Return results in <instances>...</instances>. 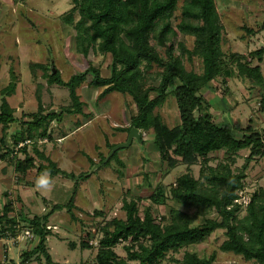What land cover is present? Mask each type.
Segmentation results:
<instances>
[{
	"label": "trees",
	"instance_id": "obj_1",
	"mask_svg": "<svg viewBox=\"0 0 264 264\" xmlns=\"http://www.w3.org/2000/svg\"><path fill=\"white\" fill-rule=\"evenodd\" d=\"M70 1L73 7L61 19L75 31L77 49L85 56L90 49L111 55L110 76L103 77L101 69L91 64L88 69L64 81L61 72L50 61L45 65L33 63L32 71L42 69L49 85L63 86L69 91L73 102V108L66 110L69 114L85 116L83 107L87 103L81 100L78 92L86 83L93 89H102L100 99H105L112 93L130 96L136 113L131 116L129 128L117 127L116 130L130 133L136 128L141 131V137L144 131L154 132L156 149L169 169L172 171L179 165H185L188 169L170 187L171 199L181 208L195 210L194 214H190L174 207L170 209V217H157L152 207H146L142 211L139 201H125L123 208L126 219L114 218L100 229L102 237L97 246V264H162L168 254L201 244L218 229L226 230L222 252L264 264V188L252 192L245 208L235 204L239 192L245 188L246 170L250 162L264 157V135L251 125L244 128L238 124L228 127L216 123L202 93L219 77L232 76L222 50L223 25L216 1ZM76 15H79V19H76ZM175 19H178L177 24H174ZM185 36L195 38L192 51L183 41L176 42ZM263 56L264 47L252 53V58L259 64L263 61ZM193 57L202 59V74L186 69L184 59L192 61ZM233 58L242 76L259 84L264 83L259 64L253 66L251 63H242L246 58ZM154 66L161 69V83L157 87L149 86L145 81L147 72ZM17 81V76L12 72L8 86L0 90V152L7 146V151L0 157L5 161L11 158L10 162L16 173L26 176L36 168L35 159L28 153V145L51 140L48 125L61 120L64 112L59 115H44L38 95L40 112L23 113L18 118L7 100L16 93ZM171 86L173 89H170ZM170 95L176 100L180 117V124L174 128L167 127L155 112L165 104ZM197 112H200L199 117L196 116ZM27 117L30 118L29 121H25ZM13 125L21 126L20 131L13 135V146L24 156L23 159L9 149L7 131ZM239 132L243 134L241 138L235 136ZM115 146L110 145L109 148L112 150ZM244 150L249 151L247 164L236 174L231 165L235 163L236 155ZM223 151L229 155L227 161L217 167L210 166V156ZM37 154L48 161L47 165L41 164L37 168L39 174L67 176L54 162L38 151ZM117 156L118 151L106 164L104 161L107 157H102L101 167L110 165ZM200 158L204 159L203 167L200 178L196 179L190 168ZM96 165L91 160V167ZM89 176L82 174L75 178L76 192L78 182ZM76 192L67 203L54 204L49 213L32 219L23 212L12 217L11 214L15 213L13 203L9 201L4 205L0 213V239L7 232L13 231L15 226H20L34 234L35 239L30 240L31 242L36 238L39 240L33 250L21 254L22 264L29 263L33 258L39 264H62L54 261L49 251L47 243L52 236V229L48 227L50 217L56 212L66 210L76 220L73 213ZM151 200L155 205L165 203L167 198L163 189H159ZM212 210L217 211V219L208 218ZM243 210L246 216L239 218V213ZM199 218L202 223L196 225ZM120 245H123L125 257L116 252ZM92 246L85 239L79 245L82 250H91ZM70 247L75 250L77 246L72 243ZM8 259L5 263L0 261V264H17ZM215 260L214 254L202 258L195 252L187 251L179 264H215Z\"/></svg>",
	"mask_w": 264,
	"mask_h": 264
},
{
	"label": "rangeland",
	"instance_id": "obj_2",
	"mask_svg": "<svg viewBox=\"0 0 264 264\" xmlns=\"http://www.w3.org/2000/svg\"><path fill=\"white\" fill-rule=\"evenodd\" d=\"M215 1L223 25L222 50L232 76L219 77L203 90V96L216 123L228 127L238 124L244 128L251 125L264 135V83L259 84L242 76L237 63L233 62V56H238L241 59L246 58L242 63H251L253 66L259 64L252 58V53L264 47V0ZM72 7L70 0H0V90L8 86L11 73L14 72L18 79L17 89L7 100L15 109V116L21 118L23 113L40 112L38 95L44 115H59L64 112L61 120L48 125V133L52 134L51 140L28 145V153L35 159L36 168L29 174L27 182L34 186L28 187L21 182L15 185L19 188H30L28 190L33 199L32 212L28 214L34 217L49 213L54 204H65L71 200L76 192L75 178L89 174L87 179H81L77 185L73 209L76 220L66 210L53 214L49 222L52 236L49 237L47 245L54 261L58 263L97 264V246L102 237L100 229L114 218L126 219L123 208L125 201H139L142 211L146 207H152L157 217H170V209L174 207L190 214H194L195 210L181 208L171 199L170 187L188 169L185 165H179L172 171L169 169L156 149L153 131H144L140 142L134 140L130 147L118 151L117 159L121 164L116 159L91 174L94 167L100 164L101 158L110 154V145L127 142L129 133L119 132L116 128L130 127V119L136 113V107L130 96L119 93L100 99L102 89H93L86 83L78 92L81 100L87 103L83 107L85 116L69 114L66 110L73 108L69 91L63 86L49 85L42 69L32 71L33 63L45 65L50 61L61 72L64 81L88 69L91 64L101 69L103 77L110 76L111 55L90 49L85 56L77 49L75 31L61 19ZM76 19H79V15H76ZM177 23L178 19H175L174 24ZM177 41H183L191 51L194 49V37H180ZM160 51L162 53L161 49ZM183 63L188 71L202 74V59L193 57L191 61L185 58ZM259 65L264 76V56ZM144 73L146 75V70ZM160 74L161 69L154 66L147 72L145 81L149 86L157 87L161 83ZM155 112L169 128L180 124L177 103L171 95ZM196 116L199 117L200 112ZM29 120V117L25 119ZM20 127L13 125L9 128L7 141L9 149L23 159L24 156L13 146V135L20 131ZM1 130L2 126L0 137ZM235 136L241 138L243 134L239 132ZM6 151L7 146L0 152V156ZM37 151L54 162L67 176L61 174L51 177L49 173L39 174L37 168L41 164L47 165L48 161L39 157ZM248 155V150L240 151L236 155V161L231 165L234 173L242 171L247 164ZM228 157L225 151L214 153L210 156L209 165L217 167L220 163H225ZM91 160L97 165L91 167ZM203 160L200 158L190 168L196 179L200 178ZM10 161L11 158L5 161L0 157V211L7 201L4 196L7 190L2 185V179L17 177ZM44 174H48L53 181L50 192L36 188V180ZM246 175L244 187L248 191L255 192L264 188V157L251 161ZM159 189H163L167 201L155 205L151 197ZM16 191L17 188H13V192ZM9 194L8 200L12 199L19 211L22 208L21 203L12 192ZM24 199L29 202L28 196H24ZM27 210V207L24 208L23 213ZM245 216L246 212L240 211L239 218ZM208 218L217 219V211L212 210ZM201 223V218L197 219L196 225ZM84 239L89 245H93L91 250H82L79 247ZM225 240L226 230L218 229L203 243L168 254L162 264H179L187 251L195 252L202 258L214 254L215 264H258L246 261L241 256L222 252L221 246ZM38 241L36 238L32 242L9 247L10 261L22 264L21 254L33 250ZM72 243L77 246L75 250L70 247ZM116 252L122 257L126 256L123 245L118 246ZM26 264L39 263L33 258Z\"/></svg>",
	"mask_w": 264,
	"mask_h": 264
},
{
	"label": "built area",
	"instance_id": "obj_3",
	"mask_svg": "<svg viewBox=\"0 0 264 264\" xmlns=\"http://www.w3.org/2000/svg\"><path fill=\"white\" fill-rule=\"evenodd\" d=\"M251 194L252 191H248L247 188H244L241 192H239V198L235 201V204L240 205L242 208H245L249 204ZM48 229L52 228L49 226ZM34 239V234L29 229H23L20 226H15L13 231L7 232V234L0 239V253L2 256L0 257V261L2 263H5L7 261L9 247H17L21 243Z\"/></svg>",
	"mask_w": 264,
	"mask_h": 264
},
{
	"label": "crops",
	"instance_id": "obj_4",
	"mask_svg": "<svg viewBox=\"0 0 264 264\" xmlns=\"http://www.w3.org/2000/svg\"><path fill=\"white\" fill-rule=\"evenodd\" d=\"M220 125H222V124H220ZM31 171L32 170H30L27 173L26 176H20L19 174L16 173L15 168H14V175L17 176L16 178H14V177H6L5 179L4 178L2 179V185H4L5 186V189L7 190L6 193H5V195H4L7 198V201H6L5 204H7L9 201L12 200V199L11 200L10 199L8 200L9 196H7L6 194L10 195L9 193L12 192L15 195V198L21 203L20 205L22 206V208L18 211L16 209V207H15L16 206V203L13 202V200L11 201L13 203L14 210H15V213L11 214L12 217L17 216L18 213L23 212L24 211V208L27 207L28 210L24 214H26L29 219H32V215H30V214L32 212V199L33 198H32V195L30 194V192L28 190L30 188H26V187L23 188L22 186L19 188V187H17V185H15V184H18L19 182H21V183H26V185L28 187L34 186V184H30L29 182H27L28 179H29V174L31 173ZM13 188H17V191L15 193L13 192ZM23 189H25V190H23ZM24 196H28L29 202H26L25 201ZM13 198H14V196H13ZM3 207L1 208V211H2ZM1 211H0V213H1ZM28 213H30V214H28Z\"/></svg>",
	"mask_w": 264,
	"mask_h": 264
},
{
	"label": "water",
	"instance_id": "obj_5",
	"mask_svg": "<svg viewBox=\"0 0 264 264\" xmlns=\"http://www.w3.org/2000/svg\"><path fill=\"white\" fill-rule=\"evenodd\" d=\"M139 141L141 140V131L139 129L133 128L128 136L127 142L124 144H119L116 145L110 152V154L108 155L107 159L104 161V163H108V161L112 158V156L119 150L121 149H126L128 147H130L133 143V141ZM101 167V165H97L96 167H94L93 171L91 172V174L96 171L97 169H99Z\"/></svg>",
	"mask_w": 264,
	"mask_h": 264
},
{
	"label": "clouds",
	"instance_id": "obj_6",
	"mask_svg": "<svg viewBox=\"0 0 264 264\" xmlns=\"http://www.w3.org/2000/svg\"><path fill=\"white\" fill-rule=\"evenodd\" d=\"M35 183L36 188L43 192H50L53 188V181L48 174L41 175Z\"/></svg>",
	"mask_w": 264,
	"mask_h": 264
}]
</instances>
